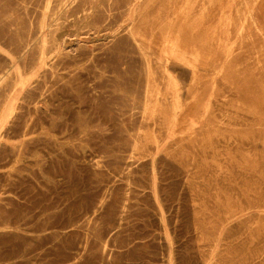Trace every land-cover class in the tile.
<instances>
[{
    "label": "rangeland",
    "instance_id": "1",
    "mask_svg": "<svg viewBox=\"0 0 264 264\" xmlns=\"http://www.w3.org/2000/svg\"><path fill=\"white\" fill-rule=\"evenodd\" d=\"M87 1L0 0V264H264V0Z\"/></svg>",
    "mask_w": 264,
    "mask_h": 264
},
{
    "label": "bare ground",
    "instance_id": "2",
    "mask_svg": "<svg viewBox=\"0 0 264 264\" xmlns=\"http://www.w3.org/2000/svg\"><path fill=\"white\" fill-rule=\"evenodd\" d=\"M89 1V0H88ZM87 1V2H88ZM94 1V0H93ZM93 1H90V2H92L93 3ZM77 2V1H76ZM89 2V3H90ZM162 2V1H161ZM165 2H166V0H165ZM164 2V3H165ZM79 3V2H78ZM81 3V2H80ZM59 4V3H58ZM160 4V3H159ZM67 5V4H66ZM112 5V4H111ZM149 5V4H148ZM73 6V5H72ZM92 6V4H84V5H82V7L81 6H76V7H72L70 10H68V16L67 17H70V18H72V24H71V26L72 27H75V25H76V23H77V21H78V17L79 16H81L82 18H84V22H88V24H89V22H93L92 20H94L91 16H92V14L94 13L93 12V8L91 7ZM146 6V5H145ZM167 6V5H166ZM165 6V7H166ZM182 6V5H181ZM67 7H68V5H67ZM99 7V6H98ZM63 8H64V6H63ZM136 8V7H135ZM144 8V7H143ZM155 10L154 11H156V8H154ZM172 9V8H171ZM66 10V9H65ZM144 10V9H143ZM95 11H96V9H95ZM141 11V10H140ZM174 11V10H173ZM181 11V10H180ZM61 12V11H60ZM142 12V11H141ZM159 12V11H158ZM81 13H83V14H81ZM172 13H174V12H172ZM133 14V13H132ZM138 14H140V13H138ZM143 14V13H142ZM146 14V13H145ZM155 14H157V13H155ZM171 14V13H170ZM76 15H78V16H76ZM137 15V14H136ZM151 15V14H150ZM153 15V14H152ZM158 15V14H157ZM165 15V14H164ZM138 16V15H137ZM147 16V15H146ZM139 17V16H138ZM155 17V16H154ZM250 17V16H249ZM55 18V17H54ZM150 18V17H149ZM153 18V17H152ZM51 19V18H50ZM57 19V18H56ZM142 19V18H141ZM157 19H158V17H157ZM168 19V18H167ZM54 20V19H53ZM144 20H145V18H144ZM159 20V19H158ZM83 22V23H84ZM113 22V21H112ZM146 22V21H145ZM152 22V21H151ZM155 22H156V20H155ZM160 22V21H159ZM257 22V21H256ZM149 23V22H148ZM52 24V23H51ZM138 24V23H137ZM151 24V23H150ZM90 25H91V23H90ZM95 25H97V24H95ZM94 25V26H95ZM153 25V24H152ZM149 26V25H148ZM51 27V26H50ZM93 27V26H92ZM134 27V26H133ZM136 27V26H135ZM147 27V26H146ZM137 28H138V26H137ZM139 29V28H138ZM244 29V28H243ZM49 30V29H48ZM72 31V30H71ZM70 31V32H71ZM137 31V30H136ZM149 31H151L150 29H149ZM260 31V30H259ZM142 32V31H141ZM159 32V31H158ZM173 32V31H172ZM174 32H177L176 30L174 31ZM179 32V31H178ZM238 32H240L239 30H238ZM262 32H264V31H262ZM145 33V32H144ZM149 34H151L152 33V31H151V33L150 32H148ZM181 33V32H180ZM141 34V33H140ZM148 34V35H149ZM153 34V33H152ZM161 34V33H160ZM171 34V33H170ZM138 35V34H137ZM157 35V34H156ZM172 35H173V33H172ZM236 36V35H235ZM150 37V36H149ZM157 37V36H156ZM177 37V36H176ZM179 37H180V35H179ZM153 40V39H152ZM176 40V39H175ZM183 40V39H182ZM56 41V40H55ZM167 41V40H166ZM232 41V40H231ZM147 42H148V40H147ZM233 43V42H232ZM57 45V44H56ZM166 46V45H165ZM164 46H162V48H163ZM36 48V47H35ZM54 48V47H53ZM164 50H169L168 48H166V49H164ZM34 52V51H33ZM46 54V53H45ZM206 55V54H205ZM52 56V55H51ZM51 58V57H50ZM50 65V64H49ZM152 73V72H151ZM170 76V75H169ZM153 78V77H152ZM168 80V79H167ZM162 82V81H161ZM176 84V83H175ZM151 85V84H150ZM159 86V85H158ZM175 86V85H174ZM173 86V87H174ZM176 86H177V84H176ZM175 86V87H176ZM151 87V86H150ZM149 87V88H150ZM152 88V87H151ZM159 90V89H158ZM173 90V89H172ZM150 92V91H149ZM157 92V91H156ZM159 95H160V93H159ZM162 95V94H161ZM151 96V95H150ZM174 99H175V107H174V110H175V114L174 115H171L170 116V119L172 118L173 119V121H175V122H181V123H184V118H185V116H183V113L186 111V107L185 106H183V104H182V101H181V99H180V94H179V91H178V89L177 88H174V91L172 92V95H171ZM169 97V96H168ZM43 98V97H42ZM155 100V99H154ZM153 102V101H152ZM194 104V103H193ZM193 104H192V106H193ZM159 105V104H158ZM152 109H154V108H152ZM191 110V109H190ZM156 110H153L152 111V113H151V119L153 120V121H155L156 119ZM173 124V123H172ZM154 128V127H153ZM153 134L154 135H156L157 137L159 136L157 133H156V128H154V132H153ZM173 138V137H172ZM155 139V138H154ZM153 139V140H154ZM164 139V138H163ZM156 142V141H155ZM157 143H158V148L160 147V143H159V141H157ZM189 258V257H188Z\"/></svg>",
    "mask_w": 264,
    "mask_h": 264
}]
</instances>
